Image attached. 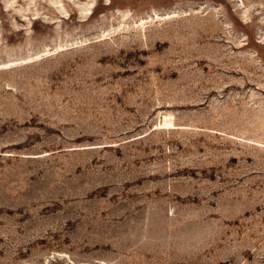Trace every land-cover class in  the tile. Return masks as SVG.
Masks as SVG:
<instances>
[{"label":"rangeland","instance_id":"1","mask_svg":"<svg viewBox=\"0 0 264 264\" xmlns=\"http://www.w3.org/2000/svg\"><path fill=\"white\" fill-rule=\"evenodd\" d=\"M0 264H264V0H0Z\"/></svg>","mask_w":264,"mask_h":264},{"label":"bare ground","instance_id":"2","mask_svg":"<svg viewBox=\"0 0 264 264\" xmlns=\"http://www.w3.org/2000/svg\"><path fill=\"white\" fill-rule=\"evenodd\" d=\"M164 120V119H163ZM171 124V122H169V121H165V122H160V125H162V126H164V125H170Z\"/></svg>","mask_w":264,"mask_h":264}]
</instances>
